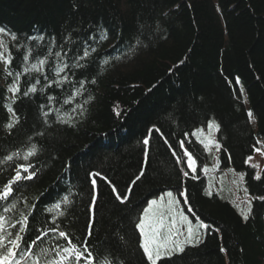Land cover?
Instances as JSON below:
<instances>
[{"label": "trees", "instance_id": "16d2710c", "mask_svg": "<svg viewBox=\"0 0 264 264\" xmlns=\"http://www.w3.org/2000/svg\"><path fill=\"white\" fill-rule=\"evenodd\" d=\"M0 59V264H150L138 223L167 191L203 236L156 264H264L247 162L264 148V0H0ZM210 122L246 218L226 179L208 192L193 134Z\"/></svg>", "mask_w": 264, "mask_h": 264}, {"label": "rangeland", "instance_id": "374dc122", "mask_svg": "<svg viewBox=\"0 0 264 264\" xmlns=\"http://www.w3.org/2000/svg\"><path fill=\"white\" fill-rule=\"evenodd\" d=\"M2 63L3 59H0V64ZM193 135L196 143L203 148L206 154L201 170L207 180L208 192H214L211 188L214 185L219 186V183L226 179L232 188L233 198L242 209L243 217L246 218L253 198L245 195L242 191L240 183L244 182L242 179H238L241 178L242 172L220 169L216 125L210 122L206 127L195 130ZM260 142L259 139L255 152L247 161L258 169V171L256 170L257 176H261L264 170V149ZM183 150L187 157L188 169L192 172L195 171L197 161L186 148ZM202 229L203 225L200 221L192 220L185 212L179 195L171 191L151 200L138 223L141 247L150 264H156L159 259L181 251L186 245L198 243L203 236Z\"/></svg>", "mask_w": 264, "mask_h": 264}]
</instances>
